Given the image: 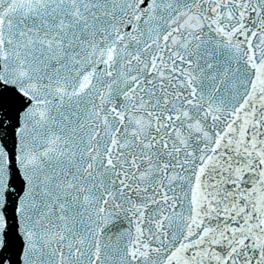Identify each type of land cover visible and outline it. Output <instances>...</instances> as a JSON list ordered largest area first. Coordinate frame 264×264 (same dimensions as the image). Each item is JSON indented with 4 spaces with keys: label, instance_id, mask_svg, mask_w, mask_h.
<instances>
[{
    "label": "snow or ice",
    "instance_id": "6c2138e0",
    "mask_svg": "<svg viewBox=\"0 0 264 264\" xmlns=\"http://www.w3.org/2000/svg\"><path fill=\"white\" fill-rule=\"evenodd\" d=\"M0 264H264V0H0Z\"/></svg>",
    "mask_w": 264,
    "mask_h": 264
}]
</instances>
